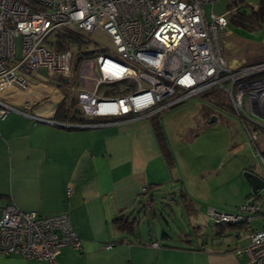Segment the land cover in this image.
<instances>
[{
  "label": "built area",
  "instance_id": "built-area-1",
  "mask_svg": "<svg viewBox=\"0 0 264 264\" xmlns=\"http://www.w3.org/2000/svg\"><path fill=\"white\" fill-rule=\"evenodd\" d=\"M215 1L0 0V93L7 88L24 93L31 86H48L60 94L61 104L71 108V116L75 111L84 120L46 118L1 95L0 119L16 112L59 127L101 128L117 120L155 117L218 91L255 141L259 125L248 114H264V61L235 67L227 62L222 36L237 6L208 13L205 7ZM247 4L257 8L252 0ZM94 32L106 34L110 44L94 41ZM63 34L86 43L59 50L54 41ZM259 157L264 167V155ZM71 192L69 187L66 193ZM258 196L232 212L208 208L215 223L262 218L249 231L247 243L235 250L245 256L246 264H264V206ZM141 199L151 207L147 187L141 188ZM80 245L67 213L23 211L11 203L1 210L4 255L54 262L63 247Z\"/></svg>",
  "mask_w": 264,
  "mask_h": 264
},
{
  "label": "crops",
  "instance_id": "crops-1",
  "mask_svg": "<svg viewBox=\"0 0 264 264\" xmlns=\"http://www.w3.org/2000/svg\"><path fill=\"white\" fill-rule=\"evenodd\" d=\"M225 58L235 67L263 62L264 54ZM0 95L46 118H53L61 104L60 94L44 85L24 93L7 88ZM200 99L223 106L211 94ZM202 109L203 105L199 113L205 115ZM258 116L264 121V115ZM152 120L136 117L108 127L67 129L16 112L0 119V214L8 203L23 211L67 213L81 239L78 249L63 247L54 262L0 253V264H246L245 256L235 252L240 246L222 242L219 235L202 234L189 241L184 234L188 229L171 237L162 229L160 235L137 230L146 211L155 218L153 199L151 207L140 201L141 188L148 186L152 198L172 179ZM257 124L256 133L264 135V125ZM69 187L72 192L67 195ZM208 208L214 209L208 206L207 213ZM121 215L137 217L132 232L115 227Z\"/></svg>",
  "mask_w": 264,
  "mask_h": 264
},
{
  "label": "rangeland",
  "instance_id": "rangeland-1",
  "mask_svg": "<svg viewBox=\"0 0 264 264\" xmlns=\"http://www.w3.org/2000/svg\"><path fill=\"white\" fill-rule=\"evenodd\" d=\"M229 2L230 0H217L205 8L208 13L212 11L220 14L236 7L231 4L227 8ZM242 11L250 13L251 8L246 3ZM236 12L237 10L233 15ZM262 27L252 32L230 21L228 32L222 36L226 56L264 54V24ZM92 38L97 43L110 44L109 37L102 32H94ZM19 45L17 41L18 53ZM41 73L45 75L44 69ZM42 77L40 81L43 80ZM200 98H191L165 109L159 115L173 157L172 164L167 165L172 179L169 184L163 185L161 194L152 196L155 218L150 211H146V216L143 215L137 228L142 233L151 230L160 235L162 229L172 235L187 230L196 223L212 226L214 222L207 213L208 206L219 212H232L247 197L249 187L243 177L244 171L252 170L264 177V167L259 157L264 149V140H260L264 135L255 133L256 147L245 130V125L227 108L228 99L225 98L223 106H218L209 99L202 101ZM201 105L205 112L203 116L199 113ZM211 111L213 114L207 117ZM212 117L215 120L210 122ZM248 117L264 125L258 115L249 112ZM182 189L191 200L194 199V207L198 211L194 216L189 217L181 203L179 194ZM260 200L264 202V189L260 191ZM261 222L262 218L256 217L249 225L253 229ZM167 223L169 225L166 228ZM250 227L225 228L221 236L222 242L231 246H243L248 241ZM205 234L206 231L203 236ZM236 235L239 236L238 239Z\"/></svg>",
  "mask_w": 264,
  "mask_h": 264
},
{
  "label": "trees",
  "instance_id": "trees-1",
  "mask_svg": "<svg viewBox=\"0 0 264 264\" xmlns=\"http://www.w3.org/2000/svg\"><path fill=\"white\" fill-rule=\"evenodd\" d=\"M247 1L248 0H230L227 8H230L232 5L237 6V12L234 15H231L232 17L230 16L231 18L229 19V22L231 21L234 24L241 26V27H244V28L251 30V31L260 29L264 23V0H257V1L252 0V1H254L257 8L253 9L250 7L251 8L250 13H246L245 11H242L244 9V7H246ZM71 43H76L79 46H81V45H84L86 42L82 38H80L78 36H73L70 34H63L60 36H56L55 41H54L56 48L59 50H63V49L68 48ZM52 44H53V42H52ZM210 94H211L212 99L215 100L216 103H218L219 105L225 104V98L226 97L221 92L212 91L211 93L205 94L204 97L209 96ZM227 108L231 110L229 103L227 104ZM70 114H71V108L62 103V104H59L57 106L55 113H54V118L56 120H61V121H65V120L83 121L84 120L80 116L77 117L75 111L73 112L72 116ZM159 115L153 117L152 122L154 125L155 133L157 135V139L159 141V145L162 149V153H163V157L165 159V162L167 163V165H170L173 162V157H172V153L168 147L165 136L162 132V129L160 127ZM91 121H97V119H92ZM261 153L264 155V151ZM250 197L253 198L254 196L252 194H249V196L246 198L249 199ZM180 198H181V203L184 205V207L186 209L187 215L189 217H191L192 215L193 216L196 215L197 210L194 207L195 203L193 200L190 199L189 195L187 193H185V191H180ZM256 198L260 199V195ZM149 199L152 200V198H150V196H149ZM140 201L142 202V205H143V202H144L143 199H141ZM151 206H152V204H151ZM213 222H214V220H213ZM113 223L118 230H122L124 232L130 233L133 231L135 225L137 224V217L129 218V217H126L124 215L123 216L121 215L120 217L116 218ZM249 224L250 223H248V222H242V221H240L238 223H215L214 222L212 226H209V225L208 226H201L200 224L196 223L192 226L190 225V228H188V230L184 234H185V236H187L189 238V241H193V239H196L198 236L201 237L205 231H206V234H208V236L209 235L222 236L224 233V229L227 227L228 228H232V227H237V228L245 227L246 228L248 226L250 227ZM256 227H258V226H256ZM256 227H253V228H256ZM207 228H208V230H207ZM250 229H251V227H250ZM164 234L171 237V235L169 233H167L166 231Z\"/></svg>",
  "mask_w": 264,
  "mask_h": 264
},
{
  "label": "water",
  "instance_id": "water-1",
  "mask_svg": "<svg viewBox=\"0 0 264 264\" xmlns=\"http://www.w3.org/2000/svg\"><path fill=\"white\" fill-rule=\"evenodd\" d=\"M255 115H257V113ZM262 115H264V114H262ZM214 120H215V117H212L210 122H212ZM64 128H66V127H64ZM67 129H78V128L68 127ZM243 177H244L245 181L247 182L248 187L250 188L252 195L256 196V195L260 194V191L262 189H264V177L262 175H259L253 171H244Z\"/></svg>",
  "mask_w": 264,
  "mask_h": 264
}]
</instances>
